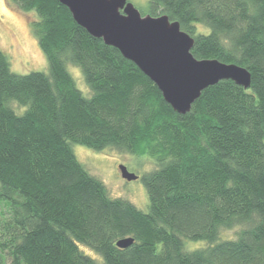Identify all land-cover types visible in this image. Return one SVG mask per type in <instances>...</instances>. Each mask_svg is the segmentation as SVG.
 <instances>
[{
    "label": "trees",
    "instance_id": "obj_1",
    "mask_svg": "<svg viewBox=\"0 0 264 264\" xmlns=\"http://www.w3.org/2000/svg\"><path fill=\"white\" fill-rule=\"evenodd\" d=\"M11 1L36 15L48 73H16L0 50V264H264V0L148 1L141 13L178 21L194 57L250 73L249 88L221 79L185 113L58 0ZM73 143L150 155L147 211L110 196ZM185 239L207 244L186 250Z\"/></svg>",
    "mask_w": 264,
    "mask_h": 264
},
{
    "label": "water",
    "instance_id": "obj_2",
    "mask_svg": "<svg viewBox=\"0 0 264 264\" xmlns=\"http://www.w3.org/2000/svg\"><path fill=\"white\" fill-rule=\"evenodd\" d=\"M58 1L89 34L131 60L179 113L189 111L201 91L221 79H231L244 88L250 86V73L245 67L216 58L194 57L193 38L166 14H142L128 0ZM118 168L125 180L137 178L124 164ZM132 242V237H124L116 245L126 247Z\"/></svg>",
    "mask_w": 264,
    "mask_h": 264
},
{
    "label": "rangeland",
    "instance_id": "obj_3",
    "mask_svg": "<svg viewBox=\"0 0 264 264\" xmlns=\"http://www.w3.org/2000/svg\"><path fill=\"white\" fill-rule=\"evenodd\" d=\"M128 1L140 12L147 13L149 0ZM35 16L33 12H22L11 0H0V50L7 56L11 70L16 73H27L33 70L48 73L45 54L38 46L30 25ZM65 67L72 76L76 87L84 96H89L91 91L83 79L81 70L70 63H67ZM10 106L18 114H21L25 109L15 101H11ZM72 149L86 170L103 182L110 196L129 200L137 208L147 211L148 196L141 177L155 166L154 159L150 155L131 151L119 152L109 147L103 150H94L76 143L72 144ZM119 164H124L129 171L137 175V178L134 180L122 178L118 168ZM239 228L237 225L221 229L220 239L235 238V232ZM206 244L205 240H184L186 250L201 248ZM78 245L84 253L98 263H102L99 254L85 245Z\"/></svg>",
    "mask_w": 264,
    "mask_h": 264
}]
</instances>
